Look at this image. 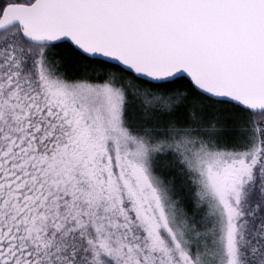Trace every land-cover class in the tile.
<instances>
[{"label":"snow or ice","instance_id":"obj_1","mask_svg":"<svg viewBox=\"0 0 264 264\" xmlns=\"http://www.w3.org/2000/svg\"><path fill=\"white\" fill-rule=\"evenodd\" d=\"M0 264H264V0H0Z\"/></svg>","mask_w":264,"mask_h":264}]
</instances>
